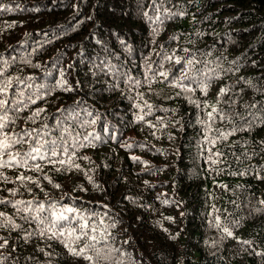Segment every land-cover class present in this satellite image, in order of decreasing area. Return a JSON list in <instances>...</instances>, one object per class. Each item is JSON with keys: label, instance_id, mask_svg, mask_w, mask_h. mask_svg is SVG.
Instances as JSON below:
<instances>
[{"label": "trees", "instance_id": "16d2710c", "mask_svg": "<svg viewBox=\"0 0 264 264\" xmlns=\"http://www.w3.org/2000/svg\"><path fill=\"white\" fill-rule=\"evenodd\" d=\"M0 9V87L12 82L0 95L3 132L32 133L11 151L40 140L46 157L0 168V200L10 202L0 212L22 226L0 227L3 254L17 249L4 264H89L41 237L17 200L45 204L41 215L72 207L73 224L95 213L113 251L93 264H264V0H0ZM188 60L189 75L200 70L183 81L191 92L172 86ZM213 106L231 121H209Z\"/></svg>", "mask_w": 264, "mask_h": 264}, {"label": "snow or ice", "instance_id": "6c2138e0", "mask_svg": "<svg viewBox=\"0 0 264 264\" xmlns=\"http://www.w3.org/2000/svg\"><path fill=\"white\" fill-rule=\"evenodd\" d=\"M3 10V9H0ZM147 15V13H145ZM169 59H172V57H169ZM177 63H180V60H176ZM186 64L188 65V68L185 69L183 76L177 81L172 83L173 87H179L182 91H193V89L189 86L183 83L184 80L195 81L197 79V76L200 74V70L196 69L194 72H191V75H189V72L191 71V66L194 64V61L188 60L186 61ZM3 73H0V76H2ZM159 75L163 76L166 80L168 79V74L165 72L159 73ZM11 80H8L6 84H4L3 87H0V95H7V88L9 85H11ZM138 83V82H137ZM207 83L204 82L202 86V91L206 94L207 89ZM226 89L221 88L220 92L218 94V100L220 96H223L226 94ZM193 103H196L195 101H192ZM9 102L4 99H0V111H3L5 109V105H7ZM35 103V101H33ZM200 105L197 104V107ZM146 107L149 109L152 108V105L146 104ZM205 108L209 107V105H204ZM250 107H255V105H251ZM43 111V109L37 111L36 113H33V116H38L39 112ZM216 114V115H214ZM208 120L209 121H215L217 117L219 119H229L231 121V117L228 116V114L220 112L216 107H212L211 111L208 112ZM236 115H239V113H236ZM7 119L6 116H0V168L8 167V166H18V167H26L28 166L29 160H36L37 158L43 160L45 159L44 152L42 149L44 148V144L40 140H36L32 145H30L29 150L25 151L24 153H14L11 151V149L18 144H23L26 142L25 137L31 136L32 133H29L27 131H23L21 134H13L8 135L7 133L3 132L5 129V123L4 121ZM31 119V118H30ZM138 119H143V116L138 117ZM246 123H251L250 121H246ZM46 127V126H45ZM208 130H211V125H207ZM246 130V129H245ZM34 132L39 135V130H33ZM237 131L236 128H233L230 131L227 132H219L218 138L227 139L228 136L233 135ZM207 138V137H206ZM213 147L215 146L216 140H210L209 141ZM49 155L51 157H55L57 155L56 149L53 147L48 150ZM7 155L8 159L5 160L3 157ZM215 156H220L222 153L216 152L213 153ZM50 163L58 162L61 165L65 164V160H59V161H51ZM215 162V161H213ZM79 167L78 165L76 166ZM36 170H40V165H35ZM59 170V169H58ZM240 175H244V173H239ZM259 178V177H258ZM18 180H30V182L35 183L34 180H31V178L19 176L17 177ZM51 182V181H50ZM56 187H59V185H56ZM11 195H15L14 190H10ZM10 203L7 200H0V204H8ZM264 203V202H262ZM33 201H22L17 200L15 203H12V207L17 209V211H21L24 213L23 219L28 223L35 222L39 228V235L41 237H47L48 239L57 238L60 239L61 243L64 245L65 249L68 251V253L72 256L80 257L86 261L89 262V264H93L94 261H105L107 262L111 258V252L113 250H105L103 247V242L106 240V232L107 229H101L94 221L96 218V214L92 213L88 216H85L83 214H77L76 216V223H71L72 216L71 214L76 213L77 210L72 207H60L57 208V205L55 203H52L49 205L51 208V211L47 215H41V213H44L46 211V206L43 203H40L36 205L35 208H33ZM21 205H24V208H20ZM30 211H35L36 215H29ZM0 220L3 221V223H0V227H9L12 231H15L18 228H21L22 226L19 224H16L11 217L7 216L5 213L0 212ZM61 222H68L67 224L61 223ZM116 221L113 222L111 225L112 227L115 226ZM99 224H104L103 217L100 218ZM217 226H219V219H217ZM223 231L228 235L231 236L232 232L228 230V228H224ZM97 233H99V238L97 236ZM34 235L33 232H26L23 239L25 242L29 238H31ZM0 264H4L5 260H8L12 257V253H15L17 249L15 247L12 248V252L9 253L7 256L3 254L4 250L10 247L9 240L4 237H0ZM81 241H86L82 247L77 248L76 245H78ZM127 243V241H125ZM244 243H248L245 241ZM100 245V247H98ZM41 252H43V249H40ZM115 251L119 252V249H115ZM94 253V255H90L89 253ZM121 255H124L123 252L120 253ZM50 255V254H49ZM120 264H123V262H120Z\"/></svg>", "mask_w": 264, "mask_h": 264}]
</instances>
